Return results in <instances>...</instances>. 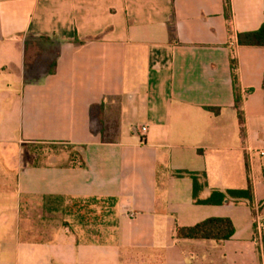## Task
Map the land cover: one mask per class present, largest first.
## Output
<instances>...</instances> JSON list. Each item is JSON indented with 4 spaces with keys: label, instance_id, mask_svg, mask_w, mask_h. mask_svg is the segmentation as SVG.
I'll return each mask as SVG.
<instances>
[{
    "label": "crops",
    "instance_id": "obj_1",
    "mask_svg": "<svg viewBox=\"0 0 264 264\" xmlns=\"http://www.w3.org/2000/svg\"><path fill=\"white\" fill-rule=\"evenodd\" d=\"M263 22L264 0H0V264H264V46L237 42ZM66 201L113 237L30 238L29 207ZM210 217L232 236L175 237Z\"/></svg>",
    "mask_w": 264,
    "mask_h": 264
},
{
    "label": "rangeland",
    "instance_id": "obj_2",
    "mask_svg": "<svg viewBox=\"0 0 264 264\" xmlns=\"http://www.w3.org/2000/svg\"><path fill=\"white\" fill-rule=\"evenodd\" d=\"M13 154L15 150L11 146L9 155ZM65 203L67 201L58 204L57 208L51 212L43 206H30L25 214L26 225L29 227L28 232L31 231L30 238L42 239L49 230L56 228H67L81 241H106L113 237V227H109L110 216L102 213V210L106 209H103L100 204L86 205L79 209L77 206H64ZM95 217L98 220H94ZM32 226L35 227L33 231Z\"/></svg>",
    "mask_w": 264,
    "mask_h": 264
},
{
    "label": "trees",
    "instance_id": "obj_3",
    "mask_svg": "<svg viewBox=\"0 0 264 264\" xmlns=\"http://www.w3.org/2000/svg\"><path fill=\"white\" fill-rule=\"evenodd\" d=\"M237 42L239 45L243 46H264V22L260 25V27L254 31L249 32H241L237 34ZM235 82V77L233 78ZM235 107L238 116L239 124L242 125V113L240 110V98L236 96ZM214 112H218V110H214ZM198 184L193 177V190L192 196L196 203H211V202H221L215 201L211 197L200 200L197 198ZM230 195L244 197L249 201L252 200L251 190L250 188H246L245 190H230L228 191ZM261 212L264 215V205L261 208ZM234 232V228L232 226L231 221L228 218H220V217H210L206 218L195 225L188 227H177L175 229V237L176 238H187V239H208V240H216L223 241L232 236ZM261 245L262 251L264 253V231L261 234Z\"/></svg>",
    "mask_w": 264,
    "mask_h": 264
},
{
    "label": "built area",
    "instance_id": "obj_4",
    "mask_svg": "<svg viewBox=\"0 0 264 264\" xmlns=\"http://www.w3.org/2000/svg\"><path fill=\"white\" fill-rule=\"evenodd\" d=\"M147 131V127L146 126H142L140 128V134L141 135H144ZM255 224H256V235L258 237H261V234H262V225H261V222H260V219H259V216L256 214V217H255Z\"/></svg>",
    "mask_w": 264,
    "mask_h": 264
}]
</instances>
